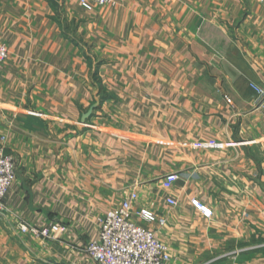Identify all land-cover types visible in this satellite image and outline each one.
Returning <instances> with one entry per match:
<instances>
[{
	"label": "crops",
	"instance_id": "crops-1",
	"mask_svg": "<svg viewBox=\"0 0 264 264\" xmlns=\"http://www.w3.org/2000/svg\"><path fill=\"white\" fill-rule=\"evenodd\" d=\"M0 38V131L17 172L0 264H98L87 251L98 219L133 192L134 219L169 246L168 264H264L252 87L264 86V0H0ZM23 222L65 230L46 238Z\"/></svg>",
	"mask_w": 264,
	"mask_h": 264
},
{
	"label": "built area",
	"instance_id": "built-area-1",
	"mask_svg": "<svg viewBox=\"0 0 264 264\" xmlns=\"http://www.w3.org/2000/svg\"><path fill=\"white\" fill-rule=\"evenodd\" d=\"M86 9L92 10L96 6H117L121 0H78ZM9 57L8 45L0 38V77L2 67ZM256 93V108L264 114V86L252 84ZM229 103L231 98L227 97ZM7 137L0 131V214H4L6 206L4 204L5 195L8 193L16 179V165L12 155L5 152ZM232 145L218 140H202L193 143L198 149L223 148ZM179 175L175 172L169 173L163 180L166 190H171ZM138 195L131 193L122 204L108 210L98 219L99 237L87 246L89 255L98 264H168L172 255L169 246L164 243L156 234L154 229L139 224L134 219L133 205ZM170 204H176L172 198H168ZM194 204L206 215L211 211L204 205L194 200ZM140 219L154 222L157 220L153 212L141 209L138 212ZM159 224H164L165 219L160 218ZM20 229L24 233H31L36 236L53 238L57 232L65 230V226L60 222H55L51 226L37 228L23 222Z\"/></svg>",
	"mask_w": 264,
	"mask_h": 264
}]
</instances>
